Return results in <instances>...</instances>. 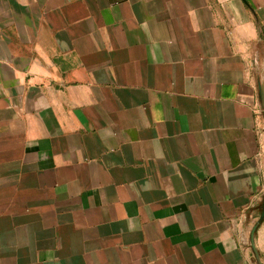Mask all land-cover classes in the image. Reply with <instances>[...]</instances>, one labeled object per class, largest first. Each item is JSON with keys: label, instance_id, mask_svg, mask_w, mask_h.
Listing matches in <instances>:
<instances>
[{"label": "crops", "instance_id": "crops-1", "mask_svg": "<svg viewBox=\"0 0 264 264\" xmlns=\"http://www.w3.org/2000/svg\"><path fill=\"white\" fill-rule=\"evenodd\" d=\"M0 264H264V0H0Z\"/></svg>", "mask_w": 264, "mask_h": 264}]
</instances>
